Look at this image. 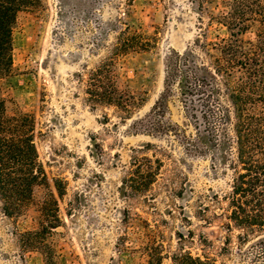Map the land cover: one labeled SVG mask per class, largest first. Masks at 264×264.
<instances>
[{
  "label": "rangeland",
  "instance_id": "374dc122",
  "mask_svg": "<svg viewBox=\"0 0 264 264\" xmlns=\"http://www.w3.org/2000/svg\"><path fill=\"white\" fill-rule=\"evenodd\" d=\"M36 1L17 12L10 33H0L12 47L0 92L34 116L35 158L47 180L19 215H6L0 199V264H44V250L23 248L20 235L44 226L54 264H148L152 257L170 264L181 251L217 264H257L249 244L262 232L245 244L242 230L229 228L233 171L212 169L203 146L186 142L194 128L174 86L153 113L165 91L166 57L202 33L212 41L226 35L222 0L202 10L191 0ZM123 23L155 37L151 50L113 63L120 85L146 92L129 115L89 102L80 80L107 57ZM157 121L163 128L151 129ZM138 163L155 170L144 190Z\"/></svg>",
  "mask_w": 264,
  "mask_h": 264
},
{
  "label": "trees",
  "instance_id": "16d2710c",
  "mask_svg": "<svg viewBox=\"0 0 264 264\" xmlns=\"http://www.w3.org/2000/svg\"><path fill=\"white\" fill-rule=\"evenodd\" d=\"M191 1L202 10L215 0ZM36 2L0 0V33H10L17 12L34 8ZM221 2L225 11L218 22L225 27L226 35L212 41L202 33L192 46L183 52L172 51L166 57L165 91L156 101L153 113L160 114L166 93L174 86L184 115L194 128L193 140L186 142L203 146L201 152L210 154L212 169L223 165L233 171L228 196L229 228L233 225L242 230L238 239L245 244L250 242L249 234L262 232L249 246L255 260H259L257 264H264V0ZM123 24L126 26L116 31L115 44L107 57L88 71L86 79L81 75L80 80L89 102L114 106L129 115L144 105L146 92L136 93L129 84L120 85L113 63L119 55L151 50L155 37ZM11 51L9 43L0 41V78L11 72ZM14 106L0 92V199L8 216L22 213L32 200L34 186L47 180L35 158L34 116ZM150 124L154 130L163 128L159 121ZM147 168L137 165L135 172L142 174L138 190L147 188L155 177V170ZM51 198L56 204L52 194ZM44 229L46 226L21 233L22 247L42 248L44 264H54ZM160 261V257H152L148 264H161ZM170 264L217 263L210 257L181 251L170 256Z\"/></svg>",
  "mask_w": 264,
  "mask_h": 264
}]
</instances>
